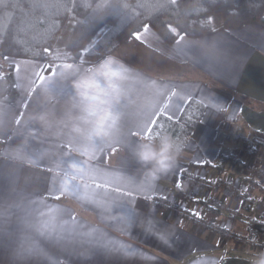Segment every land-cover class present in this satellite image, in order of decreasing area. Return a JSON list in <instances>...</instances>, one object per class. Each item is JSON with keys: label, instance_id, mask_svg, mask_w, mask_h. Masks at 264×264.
Returning <instances> with one entry per match:
<instances>
[{"label": "crops", "instance_id": "1", "mask_svg": "<svg viewBox=\"0 0 264 264\" xmlns=\"http://www.w3.org/2000/svg\"><path fill=\"white\" fill-rule=\"evenodd\" d=\"M139 34V40L129 38L96 63L61 61L49 72L43 71V59H0V107L7 112L12 135L0 136V166L12 174L4 182V199L11 207L0 220V264H252L258 256L238 236L227 238L213 226H196L194 216L214 226L229 225L239 236L253 230V218L263 219V185L255 174L245 177L230 158L217 166L227 152L216 134L224 127L230 142L239 133L264 137V24L182 34L173 41L150 24ZM109 59L114 63L105 67ZM69 64L71 69L63 67ZM114 64L127 72L113 76ZM58 72L74 78L55 91L36 75L63 80L54 75ZM191 97L206 107L182 154L188 164L178 159L169 174L142 186L140 165L132 156L137 140L124 142L128 130L151 128L160 112L179 117ZM23 99L29 100L28 108ZM20 112L24 116L16 125ZM117 115V126L109 130L106 117ZM16 129L23 138L14 135ZM97 129L108 133L99 143ZM254 141L256 151L244 148V157L259 165L264 144ZM21 145L33 163L10 158ZM61 160L66 163L56 169ZM184 165L192 179L182 184ZM224 176L243 187L258 183L240 216L232 214L241 204L239 190L211 184ZM65 181L68 191H57ZM154 195L172 205L153 203ZM177 206L186 213L180 214ZM126 211L134 216L131 225ZM49 218L63 237L59 244L48 243L29 226ZM29 247L44 255H29Z\"/></svg>", "mask_w": 264, "mask_h": 264}, {"label": "trees", "instance_id": "2", "mask_svg": "<svg viewBox=\"0 0 264 264\" xmlns=\"http://www.w3.org/2000/svg\"><path fill=\"white\" fill-rule=\"evenodd\" d=\"M88 4L84 0H0V59H43V71L49 72L61 61L96 63L147 24L168 41L182 34L200 36L251 22L264 24V0H176L175 4L171 0H121L118 14L104 6L103 0H88ZM217 14L222 19L216 24L213 16ZM67 27V37L61 42ZM205 107L203 101L191 97L179 117L160 112L151 126L154 134L167 133L181 145L178 159L185 164L188 161L182 154ZM253 140L264 144L258 133ZM252 146L246 137L244 147ZM228 159L225 154L217 166ZM249 226L262 238L258 255L264 252V220L253 218Z\"/></svg>", "mask_w": 264, "mask_h": 264}, {"label": "snow or ice", "instance_id": "3", "mask_svg": "<svg viewBox=\"0 0 264 264\" xmlns=\"http://www.w3.org/2000/svg\"><path fill=\"white\" fill-rule=\"evenodd\" d=\"M84 2H85L86 6H90V4H88V0H84ZM171 3L175 4L176 0H171ZM103 5L106 6L107 8H109L112 13L118 14L119 10L121 8V0H103ZM173 31H175V29H173ZM133 35L135 36V38L137 40H139L141 38L139 33H133ZM179 43L180 42L177 41V44H179ZM45 51H47V49H45ZM5 59H7V57H5ZM112 63H114V61L109 59L108 61L105 62L104 66L107 67L108 65H110ZM63 67L66 69H71L72 65H70V64L64 65ZM123 71L127 72L126 69H124ZM36 75L39 77V80L41 82L46 83V86L48 89L53 90V91H55L57 89L64 88L66 86L63 82L64 80H67L70 83L71 79L74 78L71 73L65 74V73L58 72L54 75L62 76L63 80L52 79L50 81H46L45 77L43 75H40L39 73H37ZM112 75H116V74H112ZM30 95L31 94H29V96ZM21 104L24 108H28L29 107V100L23 99L21 101ZM115 110L118 113V111H119L118 101H117V107ZM6 116H7V112L5 111V109L3 107H0V136H8L9 139H12V135L9 134L10 133V130L8 129L9 121L6 120ZM23 116H24V113L20 112L19 116L15 117L14 123L16 125H21V119L20 118ZM40 119H43V117H40ZM106 119H109V121H110L107 125L109 130L114 129L117 126L118 115L117 116H111L110 118L106 117ZM107 134L108 133L105 132L103 135H107ZM14 135L18 139L23 138V133L20 131V129H16ZM153 135H154L153 130L147 126L140 127L136 131L129 129L127 137L124 138V142L126 143V145H129L130 138H135L136 140H138V138L140 136H153ZM96 136L100 138L97 140V143H99L100 140L103 139V136L102 135H96ZM112 150L116 151L115 148H113ZM3 155L8 156L9 154L4 153ZM10 158L14 159V160H20L22 163H33L34 162L33 156L31 154H28V155L23 154V145H21L20 148L16 151V153L11 155ZM65 163L66 162L63 160H61L59 162H55V168L60 169L61 166L64 165ZM47 170L49 172H52L54 169L52 167H49ZM11 179H12V174L11 173H5V171L3 170V166H0V220H3L5 218L7 209L9 207H11V205H7V202L4 199V182L6 180L11 181ZM57 179H58V177H55V176L53 177L54 186H55V181ZM96 187L97 188H104L105 185L104 184H97ZM57 191H62V192L68 191L67 182L65 181L61 185V187L57 189ZM115 191H119V189H115ZM127 195H130V193H128ZM58 198L59 197H57V199ZM30 203L35 204V203H37V201H30ZM115 206L118 207L119 205H115ZM15 207H20V205L17 204V205H15ZM125 218L130 225L135 220L134 216L130 212H127V211L125 212ZM52 224H53V219L49 218L46 220H40L36 224H31L29 226L34 228L35 231L39 234V236L43 237L44 240H46L48 243L59 244V243H61L63 237L60 235L59 231H57L55 228L51 227ZM103 246L107 247V245H103ZM27 253L29 255H32V256L44 255V253L42 251L35 249V248H32V247H29L27 249ZM21 255H23V253H21Z\"/></svg>", "mask_w": 264, "mask_h": 264}, {"label": "built area", "instance_id": "4", "mask_svg": "<svg viewBox=\"0 0 264 264\" xmlns=\"http://www.w3.org/2000/svg\"><path fill=\"white\" fill-rule=\"evenodd\" d=\"M249 138L250 140H253V135L251 136H243L242 134H235L234 138L232 141H228V134L227 130L224 127H221L216 134V139L217 141L225 147L226 152L230 160L233 162V164L236 166L237 170H239L243 175H246L250 177L251 175H256L257 176V181L256 182H261V184L264 186V161H261V164L256 165L254 162V159L251 161H247L244 157L243 154V147H242V142L243 139ZM253 142H255L253 140ZM251 148V152L253 153L254 149L253 147ZM245 176V177H246ZM192 179L191 171L188 169L186 165H184L179 173V181L182 184L189 183ZM252 182H249L245 187L241 186L240 184L236 183L233 180V177H217L212 181V186L214 188L220 187L222 184L226 186V188L230 191H235L239 190V195L241 197V204L239 208H235L232 210V214L234 216H240L241 214V209H247L250 206V200L252 198V189L258 183L254 185ZM255 186V187H256ZM153 203H159L164 205L165 207L172 205V203L165 199L162 196L159 195H154L152 198ZM215 205L218 203L215 202ZM180 214L184 215L186 211L182 209L180 206L175 207ZM261 217L264 219V208L261 210ZM194 223L196 226L199 227H210L213 226L216 228V230L223 235L224 237H234L238 236L241 240V242L248 248L250 249H257L259 247V244L262 240L261 235L256 231V230H251L250 233L246 235H236V233L231 229L229 225L226 224H219V225H213L210 221L207 219L201 217L200 215L194 216Z\"/></svg>", "mask_w": 264, "mask_h": 264}, {"label": "clouds", "instance_id": "5", "mask_svg": "<svg viewBox=\"0 0 264 264\" xmlns=\"http://www.w3.org/2000/svg\"><path fill=\"white\" fill-rule=\"evenodd\" d=\"M122 71L114 64L111 74L117 76ZM103 134L102 129L94 132V135ZM181 150V145L167 133L158 132L153 136H140L132 149V156L140 165L141 185L150 187L162 176L169 174L175 168ZM252 264H264V252L259 253Z\"/></svg>", "mask_w": 264, "mask_h": 264}, {"label": "rangeland", "instance_id": "6", "mask_svg": "<svg viewBox=\"0 0 264 264\" xmlns=\"http://www.w3.org/2000/svg\"><path fill=\"white\" fill-rule=\"evenodd\" d=\"M213 19H214V23H218L221 19H222V17H221V15H219V14H217V15H214L213 16ZM69 27V26H68ZM68 27L65 29V32H64V34H63V36H62V38H61V42H64L65 41V39H66V37H67V31H68ZM251 141H253V140H251ZM242 147H243V151H245V147H244V139H243V142H242ZM253 149H254V151H253V153L256 151L255 150V147H254V142H253ZM246 150H248V153L249 152H251L250 150H251V148H248V149H246ZM243 154H244V152H243ZM261 161H264V157H262L261 158ZM246 177H248V176H246Z\"/></svg>", "mask_w": 264, "mask_h": 264}]
</instances>
